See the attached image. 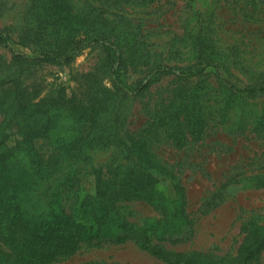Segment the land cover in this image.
<instances>
[{"label":"trees","instance_id":"trees-1","mask_svg":"<svg viewBox=\"0 0 264 264\" xmlns=\"http://www.w3.org/2000/svg\"><path fill=\"white\" fill-rule=\"evenodd\" d=\"M131 2L33 0V20L20 36L34 45L33 55L14 49L10 33L0 28V43L12 52L11 75L5 74L6 84L0 82V264H57L85 244L127 241L167 264H263L264 223L256 218L243 223L235 254L167 247L192 236L186 195L181 191L173 197L161 186L160 174L167 176L169 169L152 143L140 151V138L125 128L124 111L128 102L172 75L169 110L159 122L169 144L181 149L207 123L206 91L222 95L220 109L226 115L236 98L264 95V68L255 84L233 82L231 66L244 63L231 61L203 26L190 30L192 41L182 46L193 61L171 63L181 48L171 46L167 55L152 49L124 11ZM87 48H99L103 56L96 71L76 74L82 92L26 101L24 70L49 63L71 66ZM209 67L217 75L212 85L205 77ZM133 68L142 74L129 82ZM240 117L245 120L244 112ZM107 147L116 153L91 170L95 187L88 191L82 185L90 173L85 165L93 150ZM255 183L264 186V180ZM129 202L147 203L157 214L134 219L124 206Z\"/></svg>","mask_w":264,"mask_h":264},{"label":"rangeland","instance_id":"rangeland-1","mask_svg":"<svg viewBox=\"0 0 264 264\" xmlns=\"http://www.w3.org/2000/svg\"><path fill=\"white\" fill-rule=\"evenodd\" d=\"M130 1L124 11L135 18L152 49L167 55L171 46L174 51L181 48L172 54L171 63L189 62L190 53L182 46L192 41L190 30L203 26V30L212 31L217 44L227 49L231 61L244 63L241 66L245 67L231 66V74L226 73L229 78L240 86L258 82L264 68V0ZM33 6V0H0V28L10 33L14 49L29 55L35 54L34 45L23 43L20 36L33 20ZM102 56L99 48H87L71 66L49 63L28 67L22 74L26 101L47 96L71 97L82 92L76 74L96 71ZM11 60L10 48L0 43V82L5 84V74L10 76L12 72ZM255 62L261 65H254ZM141 74L137 68L130 69L127 79L132 82ZM205 77L208 83L215 84V68L209 67ZM105 83L110 85L108 79ZM174 87L173 76H164L147 94L128 102L124 111L125 128L140 138V151H146V142L152 143V150L169 169L167 176L160 174L161 186L173 197L181 191L186 195L187 211L193 221L192 236L166 245L176 251L235 254L244 236L243 223L251 218L264 223V186L255 183L264 180V95L236 98L223 115L222 95L209 89L204 93L207 123L201 131H193L192 140L179 149L169 144L159 122L169 110L165 103ZM242 112L245 120H241ZM115 151L113 147L92 151V158L85 165L90 173L82 181L84 189L94 191L95 176L91 170L110 162ZM124 206L134 219L157 214L144 202ZM261 261L264 264V252ZM57 264L167 263L127 241L103 246L85 244Z\"/></svg>","mask_w":264,"mask_h":264}]
</instances>
